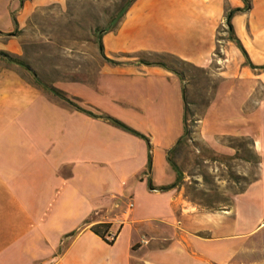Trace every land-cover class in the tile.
<instances>
[{
	"label": "crops",
	"instance_id": "0c3cea01",
	"mask_svg": "<svg viewBox=\"0 0 264 264\" xmlns=\"http://www.w3.org/2000/svg\"><path fill=\"white\" fill-rule=\"evenodd\" d=\"M49 8L64 11L66 0H0V52L22 57V36ZM233 9L241 48L228 37L218 44ZM101 44L102 53L83 51L94 65L69 78L0 56V264H264V98L245 110L264 88V0H133ZM218 47L225 60L200 135L251 137L257 175L227 209L208 211L188 205L178 185L159 190L176 180L168 152L186 127L183 83L137 56L207 69ZM32 73L148 143L76 110Z\"/></svg>",
	"mask_w": 264,
	"mask_h": 264
},
{
	"label": "rangeland",
	"instance_id": "374dc122",
	"mask_svg": "<svg viewBox=\"0 0 264 264\" xmlns=\"http://www.w3.org/2000/svg\"><path fill=\"white\" fill-rule=\"evenodd\" d=\"M129 0H66V9L49 8L38 12L21 39L22 60L44 73L72 77L77 70L94 65L84 50L96 48V29L117 23ZM218 43L227 36L226 22L220 25ZM221 45V44H220ZM225 60L218 47L214 62L207 69L173 63L182 73L185 89V118L188 134L169 154L180 173L177 182L188 205L208 211L227 209L234 194L257 175V156L248 136L216 137L212 143L200 135V122L209 107ZM219 69V70H218ZM46 81L47 79H42ZM264 98L258 87L245 110Z\"/></svg>",
	"mask_w": 264,
	"mask_h": 264
},
{
	"label": "trees",
	"instance_id": "16d2710c",
	"mask_svg": "<svg viewBox=\"0 0 264 264\" xmlns=\"http://www.w3.org/2000/svg\"><path fill=\"white\" fill-rule=\"evenodd\" d=\"M132 1L133 0H129L127 6L120 13L118 20L123 16V14L125 13L127 7L129 6V4ZM237 11H239V10L238 9L229 10L226 13V16H225V22H226V27H227V33H228L227 37H228V39L234 41L240 47V44L238 43V41L233 37L232 27L230 25V19ZM115 25H116V23L114 25L109 24L106 28H102V29L97 28L96 29V32H95L96 40H95V42H96L100 52L102 51L101 36L104 33L113 30ZM0 56L2 58H4L7 62L11 63V64H15V65H18L20 67H23L26 70H30L28 64H26L22 60L21 57L14 56V55L8 54L6 52H0ZM137 62L140 63V64H144V65H159V66L165 67V68L173 71L177 75H179L180 78L182 77V73L174 66V64L175 63L183 64V65L185 64L184 62L178 60L177 58H175L172 55H161V54H143V55H138L137 56ZM251 67H253V66L251 65ZM262 68H264V67H262ZM32 74L34 76L36 84H38L39 86H42L45 90L50 92L53 96L57 97L58 99L62 100L65 103H67L68 105L74 107L76 110L84 112L85 114H87L89 116L108 121V122L114 124L115 126L121 128V129H123V130H125V131H127V132H129L131 134H134V135H136V136H138V137H140L142 139H144L148 143V139L146 137H144L143 135L139 134L135 130L131 129L130 127H128L127 125H125L121 121H119V120H117V119H115V118H113V117H111L109 115H106V114H104L102 112H99L98 110H97V112H93L92 110L85 109V108L79 106V104L77 103L78 102L77 99L68 97L67 94L64 93L63 91H60V90L54 88L53 86L43 82L35 73H32ZM183 101H184V111H185L186 96H185V89L184 88H183ZM187 134H188V131L186 130V127H185L184 135L182 136V138L180 140H178V142L172 148V150H170L168 152V161L170 162L172 168L174 169V171L176 173V180L171 185L159 188V190H161V191H166L168 189L174 188L177 185V182L180 179L179 170L176 167V165L174 163H172V161H171V159L169 157V154L175 149V147L181 142L183 137L185 135H187ZM150 161H151L150 157H148V169H150ZM149 187H152L151 184H149Z\"/></svg>",
	"mask_w": 264,
	"mask_h": 264
},
{
	"label": "built area",
	"instance_id": "2783aa9c",
	"mask_svg": "<svg viewBox=\"0 0 264 264\" xmlns=\"http://www.w3.org/2000/svg\"><path fill=\"white\" fill-rule=\"evenodd\" d=\"M218 36L220 34V30H218ZM218 44H221V43H218ZM134 204L131 200H128L126 202V207L122 210V215L124 217H128V214L129 212L132 210ZM121 224L118 225V229L120 228ZM117 233H118V230H116L115 232H112V233H107L106 236H105V240L108 241V242H113L114 239L116 238L117 236Z\"/></svg>",
	"mask_w": 264,
	"mask_h": 264
}]
</instances>
